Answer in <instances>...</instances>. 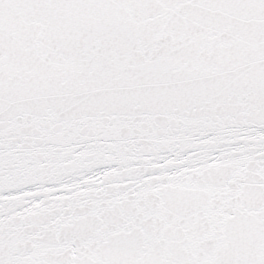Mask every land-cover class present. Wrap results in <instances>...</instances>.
<instances>
[{"label":"snow or ice","instance_id":"snow-or-ice-1","mask_svg":"<svg viewBox=\"0 0 264 264\" xmlns=\"http://www.w3.org/2000/svg\"><path fill=\"white\" fill-rule=\"evenodd\" d=\"M0 264H264V0H0Z\"/></svg>","mask_w":264,"mask_h":264}]
</instances>
